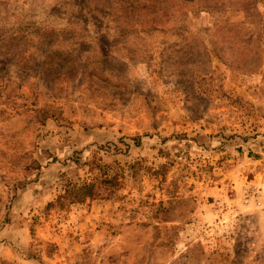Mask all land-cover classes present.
<instances>
[{"label":"rangeland","instance_id":"obj_1","mask_svg":"<svg viewBox=\"0 0 264 264\" xmlns=\"http://www.w3.org/2000/svg\"><path fill=\"white\" fill-rule=\"evenodd\" d=\"M0 264H264V0H0Z\"/></svg>","mask_w":264,"mask_h":264},{"label":"trees","instance_id":"obj_2","mask_svg":"<svg viewBox=\"0 0 264 264\" xmlns=\"http://www.w3.org/2000/svg\"><path fill=\"white\" fill-rule=\"evenodd\" d=\"M95 163L94 166L96 168H103V164H101L100 162H93ZM91 167V171H92ZM110 180L107 178L106 173L102 172L101 176L98 177L95 176L93 181L87 182L84 181L83 183L77 184V183H72L69 182L65 185V194H63V196L61 195V197H68V196H72L73 201H83L86 197H91L94 195L95 192V184L96 183H109ZM74 196V197H73ZM53 205L52 202H49L47 206Z\"/></svg>","mask_w":264,"mask_h":264}]
</instances>
